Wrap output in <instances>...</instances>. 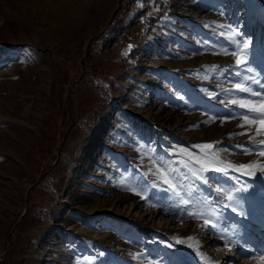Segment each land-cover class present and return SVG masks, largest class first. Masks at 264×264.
I'll use <instances>...</instances> for the list:
<instances>
[{
    "label": "rangeland",
    "instance_id": "obj_1",
    "mask_svg": "<svg viewBox=\"0 0 264 264\" xmlns=\"http://www.w3.org/2000/svg\"><path fill=\"white\" fill-rule=\"evenodd\" d=\"M0 49V264H264V0H0Z\"/></svg>",
    "mask_w": 264,
    "mask_h": 264
},
{
    "label": "snow or ice",
    "instance_id": "obj_2",
    "mask_svg": "<svg viewBox=\"0 0 264 264\" xmlns=\"http://www.w3.org/2000/svg\"><path fill=\"white\" fill-rule=\"evenodd\" d=\"M247 46V42H243L242 44H238L237 45V49L239 51H243V48H245ZM232 55L237 56L236 59V64L238 66H243L245 64V60L238 54V52H233ZM236 89L249 93L252 96H259L260 94L256 93V92H252L250 89H248L247 87H244L240 84L235 85ZM261 102L257 105L255 103H253L252 101H248L245 99H241V100H233L232 103L234 104H239V106L241 108L247 109L249 112L253 113L254 115L252 116V118L250 119L248 116L244 117V120L246 122V124H255L257 123V121H259L260 124V128L257 129V135H260L262 130H264V96L260 97ZM241 127H244V125H241ZM261 144L264 145V141H261ZM196 147H200V148H204V149H212L214 148V145L212 144H204V145H198ZM259 154L261 156H264V148H262L259 152ZM219 163H223L222 161H218ZM253 165L249 164V165H232V164H228L225 168H220L217 167L216 170L217 171H225V174H227V168H231L235 171H241V170H245V169H250L252 168ZM204 169L201 168L200 171H203ZM246 175H251L253 173L246 171L245 172ZM161 175L164 177V183L169 184V190L173 191L176 195H179L178 192H176L175 187L170 183V181L168 180L167 176L165 173H161ZM193 175H196V173H193ZM134 191V189H132ZM219 191V190H218ZM137 195H140L139 192L136 193ZM228 199L231 200L232 197L228 196ZM185 204L188 203V201H184ZM189 215H191L193 218H203V213H189ZM211 221L209 219H204V223L205 224H209Z\"/></svg>",
    "mask_w": 264,
    "mask_h": 264
},
{
    "label": "water",
    "instance_id": "obj_3",
    "mask_svg": "<svg viewBox=\"0 0 264 264\" xmlns=\"http://www.w3.org/2000/svg\"><path fill=\"white\" fill-rule=\"evenodd\" d=\"M25 202H27V199H26V201ZM25 210H26V204H25V209L23 210V212L21 213V215H20V218L23 216V214H24V212H25ZM16 224V223H15ZM15 224L12 226V230L14 229V227H15Z\"/></svg>",
    "mask_w": 264,
    "mask_h": 264
},
{
    "label": "trees",
    "instance_id": "obj_4",
    "mask_svg": "<svg viewBox=\"0 0 264 264\" xmlns=\"http://www.w3.org/2000/svg\"><path fill=\"white\" fill-rule=\"evenodd\" d=\"M153 21H155V20H153ZM1 50V49H0ZM139 229H143V228H140V227H138Z\"/></svg>",
    "mask_w": 264,
    "mask_h": 264
},
{
    "label": "bare ground",
    "instance_id": "obj_5",
    "mask_svg": "<svg viewBox=\"0 0 264 264\" xmlns=\"http://www.w3.org/2000/svg\"><path fill=\"white\" fill-rule=\"evenodd\" d=\"M143 64H144V63H143ZM141 67H142V66H141ZM141 67H140V68H141Z\"/></svg>",
    "mask_w": 264,
    "mask_h": 264
}]
</instances>
